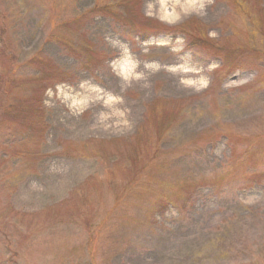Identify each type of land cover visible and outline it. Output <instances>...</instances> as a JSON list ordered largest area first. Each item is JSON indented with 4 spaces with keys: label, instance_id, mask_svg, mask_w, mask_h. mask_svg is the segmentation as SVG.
<instances>
[{
    "label": "rangeland",
    "instance_id": "rangeland-1",
    "mask_svg": "<svg viewBox=\"0 0 264 264\" xmlns=\"http://www.w3.org/2000/svg\"><path fill=\"white\" fill-rule=\"evenodd\" d=\"M171 1L0 0V264H264V0ZM126 58L193 74L117 95Z\"/></svg>",
    "mask_w": 264,
    "mask_h": 264
},
{
    "label": "bare ground",
    "instance_id": "bare-ground-1",
    "mask_svg": "<svg viewBox=\"0 0 264 264\" xmlns=\"http://www.w3.org/2000/svg\"><path fill=\"white\" fill-rule=\"evenodd\" d=\"M182 1H171L173 12L179 10ZM160 6L164 7V1L160 3ZM117 48L122 52V48L116 46ZM112 71L111 92L117 95L120 92L126 91L132 84H137L143 90L152 77H158L161 74L165 75L166 88L176 90L181 79L190 77L193 74L186 67H177V62L173 59L166 61L162 67L158 64L145 66L138 61H128L126 58L121 63L115 64L112 67ZM71 95L73 96L71 97ZM78 96L87 99L95 112V117L87 123L90 131L109 133L117 131L124 126L123 122L126 121L127 115L130 112L126 111L128 108L123 101L117 98L108 100L104 91L101 89L92 91L86 85L78 86L72 91L65 90L59 94V98L64 100L66 107L72 113L81 106V103L77 101Z\"/></svg>",
    "mask_w": 264,
    "mask_h": 264
},
{
    "label": "trees",
    "instance_id": "trees-1",
    "mask_svg": "<svg viewBox=\"0 0 264 264\" xmlns=\"http://www.w3.org/2000/svg\"><path fill=\"white\" fill-rule=\"evenodd\" d=\"M197 42H198V40H199V38H197V39H195ZM203 42V41H202Z\"/></svg>",
    "mask_w": 264,
    "mask_h": 264
}]
</instances>
